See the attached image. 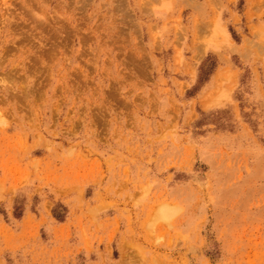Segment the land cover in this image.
<instances>
[{
  "label": "rangeland",
  "instance_id": "374dc122",
  "mask_svg": "<svg viewBox=\"0 0 264 264\" xmlns=\"http://www.w3.org/2000/svg\"><path fill=\"white\" fill-rule=\"evenodd\" d=\"M0 264H264V0H0Z\"/></svg>",
  "mask_w": 264,
  "mask_h": 264
}]
</instances>
